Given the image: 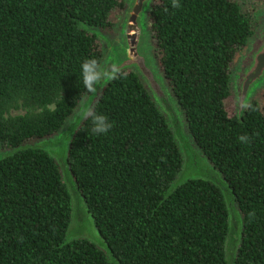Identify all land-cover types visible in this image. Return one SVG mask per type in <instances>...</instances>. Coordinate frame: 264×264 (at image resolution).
Returning a JSON list of instances; mask_svg holds the SVG:
<instances>
[{
    "label": "trees",
    "instance_id": "obj_1",
    "mask_svg": "<svg viewBox=\"0 0 264 264\" xmlns=\"http://www.w3.org/2000/svg\"><path fill=\"white\" fill-rule=\"evenodd\" d=\"M179 3H151L152 51L196 144L233 189L243 220L234 264H264V103L252 97L238 116L230 87L236 53L259 21L237 0ZM124 5L0 0V150L64 123L86 90L81 63L103 55L82 24L113 31ZM123 71L93 108L113 127L96 135L85 119L68 150L113 258L87 238L65 241L71 202L59 165L47 151L26 148L0 158V264H226L220 187L194 177L167 193L181 167L178 144L137 73Z\"/></svg>",
    "mask_w": 264,
    "mask_h": 264
},
{
    "label": "water",
    "instance_id": "obj_2",
    "mask_svg": "<svg viewBox=\"0 0 264 264\" xmlns=\"http://www.w3.org/2000/svg\"><path fill=\"white\" fill-rule=\"evenodd\" d=\"M152 2L153 0H125L120 19L113 31H106L93 25H82L95 33L102 43L103 55L100 64L105 67L116 64L122 70L133 69L156 105L165 114L182 157L180 170L167 193L186 179L194 177L210 180L220 187L228 211V230L225 239L226 264H234L237 247L241 241L242 215L236 206L235 195L229 182L196 144L169 81L156 62L150 42L147 17ZM263 75L264 25L257 37L251 41L250 46L242 54L236 68L233 86L238 116L244 109L242 105L248 103L253 97L252 94H248L252 92L251 87ZM108 83V80H103L97 84L95 93H89L86 89L74 110L55 132L15 147L0 150V158L26 148H41L47 151L59 165L62 179L70 194L72 212L65 233V241L77 237L87 238L106 251L109 259H112L113 255L109 246L95 224L93 215L78 187L68 161L71 140L86 119L83 110L94 108L102 90Z\"/></svg>",
    "mask_w": 264,
    "mask_h": 264
},
{
    "label": "clouds",
    "instance_id": "obj_3",
    "mask_svg": "<svg viewBox=\"0 0 264 264\" xmlns=\"http://www.w3.org/2000/svg\"><path fill=\"white\" fill-rule=\"evenodd\" d=\"M181 5L179 0H171L172 8H179ZM167 11V8H165ZM81 76L83 80L84 87L89 93H95L97 91L96 85L103 80H116L126 76V73L122 70L119 65L113 64L111 66L105 67L100 64L97 59H85L81 63ZM243 108L251 107L250 104L244 103ZM83 115L85 118H90L92 122V133L107 134L108 131L113 127L112 123L109 122L108 117L103 114L96 113L93 109L83 110ZM240 142L247 143L249 137L240 136Z\"/></svg>",
    "mask_w": 264,
    "mask_h": 264
},
{
    "label": "rangeland",
    "instance_id": "obj_4",
    "mask_svg": "<svg viewBox=\"0 0 264 264\" xmlns=\"http://www.w3.org/2000/svg\"><path fill=\"white\" fill-rule=\"evenodd\" d=\"M237 1L241 4V7L243 9H245L246 11H249L250 13H253V15L255 16V18H257V20L259 21L258 27H260V29H258V27H257L256 32L253 34V35H256V33H258L259 30H261L263 28V25H264V17H263L264 0H237ZM121 12H122V9L120 10V13L118 15V18L116 20V25H117V23H118V21L120 19ZM254 16H253V20L255 21L256 19L254 18ZM150 42H151V45H152L151 36H150ZM246 49H247V45L244 46L242 50H239L236 53V56H235V59H234L232 68L235 67V65L237 64L238 60H240L242 54L244 53V51ZM155 58H156V56H155ZM156 62L159 65L157 58H156ZM232 83L233 82H231V84ZM231 86L233 88V84ZM251 88H252V92H249L248 94L249 95L252 94L253 97H257L259 101H262L263 100V103H264V75L261 76L258 80H256L255 81V84ZM250 91H251V89H250ZM232 99H233L232 100V104L235 106V109H236V96H235V92L234 91L232 93ZM228 102H229V104H231L230 97L228 98ZM21 111H22L21 109H12V113H17V112H21ZM71 212H72V209H71Z\"/></svg>",
    "mask_w": 264,
    "mask_h": 264
},
{
    "label": "flooded vegetation",
    "instance_id": "obj_5",
    "mask_svg": "<svg viewBox=\"0 0 264 264\" xmlns=\"http://www.w3.org/2000/svg\"><path fill=\"white\" fill-rule=\"evenodd\" d=\"M258 29H260V27H258ZM260 31V30H259ZM259 33V32H258ZM258 33H256V35H252L251 37H249L248 39H247V41H246V43L244 44V46H246L247 45V48L250 46V44H251V41L258 35ZM255 36V37H254ZM243 46V47H244ZM243 47L240 49V50H242L243 49ZM247 50V49H246ZM245 50V51H246ZM238 63H239V60H238V62H237V64L235 65V67L234 68H232L231 67V71H230V80H231V82H233V79L235 78V73H236V68H237V66H238ZM233 84V83H232ZM231 84V85H232ZM230 85V87H231V92L233 93V91H234V86H233V88H232V86ZM233 89V90H232Z\"/></svg>",
    "mask_w": 264,
    "mask_h": 264
}]
</instances>
